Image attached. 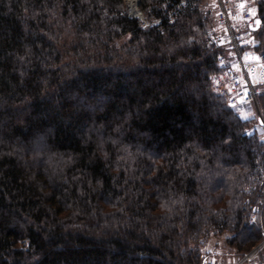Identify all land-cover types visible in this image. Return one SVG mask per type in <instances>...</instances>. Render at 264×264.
Instances as JSON below:
<instances>
[{
	"label": "trees",
	"instance_id": "16d2710c",
	"mask_svg": "<svg viewBox=\"0 0 264 264\" xmlns=\"http://www.w3.org/2000/svg\"><path fill=\"white\" fill-rule=\"evenodd\" d=\"M127 1L0 0V264H202L217 237L264 240V137L214 92L208 0H140L146 26ZM258 21L264 52V1Z\"/></svg>",
	"mask_w": 264,
	"mask_h": 264
},
{
	"label": "built area",
	"instance_id": "2783aa9c",
	"mask_svg": "<svg viewBox=\"0 0 264 264\" xmlns=\"http://www.w3.org/2000/svg\"><path fill=\"white\" fill-rule=\"evenodd\" d=\"M262 1L264 0H209L215 15V24L210 30L211 44L225 50L218 58L220 71L213 74L212 86L231 106L257 103L262 95L264 52L254 50V30L258 25ZM132 15L140 18L145 26L150 23L139 15ZM253 220L254 215L251 222ZM260 246L261 243L246 253L239 260L240 263L251 262L259 254L256 249ZM214 263L213 259L207 261V264ZM256 264L264 262L258 261Z\"/></svg>",
	"mask_w": 264,
	"mask_h": 264
},
{
	"label": "rangeland",
	"instance_id": "374dc122",
	"mask_svg": "<svg viewBox=\"0 0 264 264\" xmlns=\"http://www.w3.org/2000/svg\"><path fill=\"white\" fill-rule=\"evenodd\" d=\"M127 2L128 9L132 14L139 15L147 20L145 13L140 8L141 1L138 2L137 0L136 3H134L133 7L132 2ZM205 7L207 11H210L211 7L209 2L205 4ZM262 94H264V88H262ZM230 107L236 109L237 113L244 120L251 122L249 128L247 129L248 134H254L255 132H258L262 137H264V122L261 116L262 114L258 102L248 105H240L236 108L233 106ZM224 237H217L215 240L213 239L210 242L206 243V245L203 247L202 264H207V261L210 259H213L215 261L214 264H241V261L239 260H242L245 254L240 255L227 247ZM256 250L259 252V254L263 253L264 240L262 241L261 246L259 248L257 247ZM260 258H262L261 255Z\"/></svg>",
	"mask_w": 264,
	"mask_h": 264
},
{
	"label": "bare ground",
	"instance_id": "6f19581e",
	"mask_svg": "<svg viewBox=\"0 0 264 264\" xmlns=\"http://www.w3.org/2000/svg\"><path fill=\"white\" fill-rule=\"evenodd\" d=\"M129 1L132 2V7H133L134 6V3H136L137 0H129Z\"/></svg>",
	"mask_w": 264,
	"mask_h": 264
},
{
	"label": "snow or ice",
	"instance_id": "6c2138e0",
	"mask_svg": "<svg viewBox=\"0 0 264 264\" xmlns=\"http://www.w3.org/2000/svg\"><path fill=\"white\" fill-rule=\"evenodd\" d=\"M257 23H259V21H257Z\"/></svg>",
	"mask_w": 264,
	"mask_h": 264
}]
</instances>
